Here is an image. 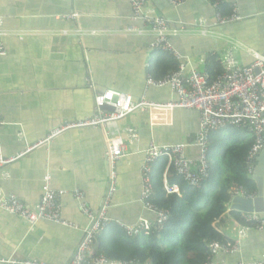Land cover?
Masks as SVG:
<instances>
[{
	"label": "crops",
	"instance_id": "0c3cea01",
	"mask_svg": "<svg viewBox=\"0 0 264 264\" xmlns=\"http://www.w3.org/2000/svg\"><path fill=\"white\" fill-rule=\"evenodd\" d=\"M146 8L167 22L172 32L169 41L179 56L173 58L185 73L204 72L211 56L221 63L226 51L242 67L252 63V53L264 55V0H188L177 6L170 0H147ZM233 12L238 21L217 23L219 13L230 17ZM73 14L77 16L71 18ZM131 17L128 0H0L4 50L0 55V152L4 156L36 145L58 125L92 116L97 92L116 90L135 100L142 97L148 66L159 59V53L152 47V35L126 31L144 28ZM145 95L157 104L177 100L167 87L150 88ZM127 128L136 133L134 140H129ZM198 128V114L180 109L135 112L106 126L107 134L123 138L126 150L114 166L115 190L106 210L109 221L96 236L94 253L101 244L111 254L123 253L121 236H147H128L122 227L140 220L155 222L140 194L144 152L151 143H182L187 145L186 156L196 160ZM108 173L104 134L96 128L65 131L0 168V201L14 196L34 208L48 175L52 189L65 192L58 200L61 217L72 224L39 221L30 225L0 209V259L65 264L90 223L74 193L79 192L87 208L96 212L108 190ZM231 212L240 213L232 209V202L218 231L226 241L236 242L240 224ZM262 260L264 231L250 229L238 239L235 253H220L212 264Z\"/></svg>",
	"mask_w": 264,
	"mask_h": 264
},
{
	"label": "built area",
	"instance_id": "2783aa9c",
	"mask_svg": "<svg viewBox=\"0 0 264 264\" xmlns=\"http://www.w3.org/2000/svg\"><path fill=\"white\" fill-rule=\"evenodd\" d=\"M132 8V20H140L144 28H128L127 32H134L136 35L150 34L154 38L153 49H160L169 52L178 59V54L172 48L169 37L172 32L168 29L167 22L146 8L147 0H128ZM188 0H170L171 4L177 6ZM77 15H70L75 18ZM218 24H230L239 20L236 12L230 17L216 16ZM0 55H4V50L0 46ZM253 61L249 66H239L231 51H226L221 64L223 72L212 81L206 72L191 70L184 72L181 67L177 72L169 73L161 79H154L146 76L145 92L142 97L135 100L130 94L116 91L103 90L94 96V112L92 116L74 122H65L52 129L48 136L36 145L19 152L14 156H4L0 152V168L5 167L25 156L36 146L43 145L65 131L83 128L100 129L104 134L106 162L108 166V190L102 204L96 212L91 211L82 202L79 192H75L76 198L80 201V211L86 216L90 223L84 230L83 237L77 244L73 253L65 264H137L136 262L111 261L102 255H95L96 236L109 221L106 219L108 202L115 190L116 162L125 154L126 144L121 136H110L105 131L108 124L122 120L126 116L135 112L155 111V110H189L194 111L199 116V128L196 134L195 146L198 148V158L191 160L186 156L185 144H172L157 146L149 144L144 152V162L142 167L141 199L145 208L155 216V222L140 220L133 226H122L128 236L140 234L149 235L154 231L162 229L168 219V212L159 209L148 201L151 194L150 166L151 163L160 159H167L166 170L172 169L175 174L190 186L197 187L200 182L207 177L208 159L207 151L209 145V135L212 131L225 127H236L246 129L253 138V144L248 152L246 164L248 173L253 174L254 161L259 152L264 148V55L252 53ZM255 70L258 73H255ZM86 82H89L87 80ZM169 88L177 96V100L167 104H157L146 99V92L150 88ZM111 93L110 99H105L103 103H98V97ZM105 107L112 108V111L104 110ZM156 120V121H155ZM155 123L159 121L154 118ZM1 125V122H0ZM129 140L136 138V133L131 128L126 130ZM44 186L39 203L30 208L22 204L14 196H9L0 201V209L20 218L27 224L33 225L39 221H49L61 226H71L61 217V206L59 197L65 192H56L52 189L50 176H44ZM164 189L168 194H178V186H168L164 184ZM232 199L243 197L251 199L254 196H246L241 187L231 189ZM244 221L238 230V237L244 236L247 230L253 229L264 231V206L262 213H240ZM238 238V239H239ZM238 239L231 245H224L219 242H212L209 245L212 258L220 253L232 254L237 251ZM0 264H45L35 260H19L15 258L0 259ZM236 264H264L262 261H240Z\"/></svg>",
	"mask_w": 264,
	"mask_h": 264
},
{
	"label": "trees",
	"instance_id": "16d2710c",
	"mask_svg": "<svg viewBox=\"0 0 264 264\" xmlns=\"http://www.w3.org/2000/svg\"><path fill=\"white\" fill-rule=\"evenodd\" d=\"M207 1L214 3L217 0ZM156 50L159 59L154 64H149L147 76L161 79L179 70L180 64L171 53ZM204 72L209 75L210 81L219 76L223 72L220 60L215 56L209 57ZM252 144L253 138L246 129L225 127L212 131L207 151L208 174L199 186H190L172 169L167 170V185L178 186V194H168L164 189L163 174L167 159L160 158L151 163V194L148 201L168 212L167 221L161 230L147 236H121L124 240L123 253L111 254L101 244L95 255H102L111 261L137 264L209 263L212 258L209 245L212 242L224 245L234 243L226 241L218 231V223L223 221L232 199L231 189L241 187L246 196L256 195L257 184L248 173L246 164ZM230 216L244 225L240 213L231 212ZM112 228L114 232H118L115 226Z\"/></svg>",
	"mask_w": 264,
	"mask_h": 264
},
{
	"label": "water",
	"instance_id": "95a60500",
	"mask_svg": "<svg viewBox=\"0 0 264 264\" xmlns=\"http://www.w3.org/2000/svg\"><path fill=\"white\" fill-rule=\"evenodd\" d=\"M257 74L258 71L255 70ZM104 110L112 111V108L105 107ZM255 166L252 179L257 184L256 196L251 199L236 197L232 201V209L240 213L252 214L262 213L264 206V148L259 152L255 159Z\"/></svg>",
	"mask_w": 264,
	"mask_h": 264
},
{
	"label": "clouds",
	"instance_id": "9594fccd",
	"mask_svg": "<svg viewBox=\"0 0 264 264\" xmlns=\"http://www.w3.org/2000/svg\"><path fill=\"white\" fill-rule=\"evenodd\" d=\"M111 93H106L103 97H98V103H103L105 99H110Z\"/></svg>",
	"mask_w": 264,
	"mask_h": 264
}]
</instances>
